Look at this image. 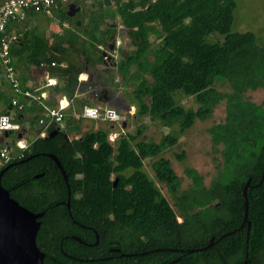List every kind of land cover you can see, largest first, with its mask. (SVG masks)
Masks as SVG:
<instances>
[{"label": "trees", "instance_id": "1", "mask_svg": "<svg viewBox=\"0 0 264 264\" xmlns=\"http://www.w3.org/2000/svg\"><path fill=\"white\" fill-rule=\"evenodd\" d=\"M113 1L112 14H105L100 3L95 9L84 10L77 17L78 25L76 19L58 10L60 22L70 24L73 31L67 34L66 45L52 46L56 54L44 55L45 44L30 31L24 39L18 34L16 50L9 46V54L29 49V63L35 65L52 59L64 61L66 66L55 71L60 80L55 91L70 97L75 89H84V84L76 81L77 74L85 65H99L103 60L101 52L115 41L117 28L106 19L117 15L120 29L132 48H122L125 55L119 54L110 76L102 81L100 92H108L116 74L122 81L137 83L133 102L140 112L147 113L149 120L169 131L158 141L142 140L144 125L139 124L111 143L107 138L111 131L108 125L73 138L61 128L60 137L50 138L54 129L50 126L44 136H38L27 148L14 145V168L1 174L0 185L21 206L41 213L35 244L44 258L47 253L39 242L47 230L45 225L55 214L46 207L53 204L54 198H61L71 206L72 199H77V205L93 218L117 215L121 235L130 242H139L145 231L148 240H157L161 245L170 242L199 249L191 257L194 264L201 259V264L242 262L245 251L249 259L252 256V263L264 264V105L243 96L247 90L264 88V42H258L251 31L231 30L235 0ZM57 8L51 9L50 15ZM30 12L37 13L27 11L26 16ZM150 35L154 37L153 43ZM177 95L192 97L196 108L181 105ZM75 102L80 105L84 100ZM220 102L224 116L207 128L213 159L217 160L215 173L205 185L199 173L185 168L189 183L180 189V180L162 152L175 145L195 119L209 117ZM33 110L39 112L30 104L20 114ZM73 113L66 110L65 127L76 130L79 117ZM40 150L56 157L65 179L52 162L47 169L33 167L30 162L18 164L20 154ZM183 156L181 152L175 158L180 160ZM11 157L5 163L0 161V170L10 163ZM145 160L150 175L143 169ZM40 171H44L43 176L35 177ZM247 180L243 220L241 191ZM157 183L165 188L171 203ZM176 213L183 217L181 224L174 220ZM107 219L90 221L98 238L102 234L113 238L112 229L97 226ZM210 238L211 245L207 246ZM203 247L208 249L202 251Z\"/></svg>", "mask_w": 264, "mask_h": 264}, {"label": "flooded vegetation", "instance_id": "2", "mask_svg": "<svg viewBox=\"0 0 264 264\" xmlns=\"http://www.w3.org/2000/svg\"><path fill=\"white\" fill-rule=\"evenodd\" d=\"M113 43V49L109 51L111 55L110 59L107 60L103 58L99 64L100 66H97L98 71L109 73V70L115 68L116 62L119 60V54H124L120 46L118 47V52L115 55L112 54L115 53V41H113ZM104 50L107 51V48ZM85 67L88 66L85 65ZM130 104H132V101L121 105V112L125 116L130 115L132 112L128 110V105ZM29 127V134L25 132L28 130L27 127L24 129L23 126H21L17 132L22 134L21 137L26 144L25 148L37 141L38 137L39 127L36 122L33 121ZM59 132L61 133L58 128V132L50 138L55 137V135L60 137L61 134ZM10 139L8 136L6 138L1 136L0 143L9 144ZM48 154L51 153L41 150L34 152L29 151L26 155L20 154L17 162L20 161L18 164L30 162L33 167L47 169L49 163L52 162L54 164L50 157H48ZM13 159L14 158L11 157L10 165L5 168L3 172H7L9 169L14 168L15 164ZM40 174L43 176L44 171H40ZM72 200L74 202L73 206H71L69 201H65V199L61 198H54L53 204H47L46 208H48L52 214H55H53V219L50 223L45 225L48 231L45 229L46 231L41 237L42 241L39 242V245H42L41 247L47 253L45 258L43 255L45 264H194L191 257L194 253H197V251L194 250L195 248H182L183 246L180 247L170 242L164 243L162 244L164 246H162L160 243H157V240H148L145 231L142 232L139 242H130L127 239H123L121 235V230L118 228L120 222L118 221L119 217L117 215L110 213L106 216L99 215L97 218H93L95 216L91 217L85 211L86 209L84 210L79 203L77 205V199ZM83 210L85 213H82ZM105 218H108V221H102V223H98L97 226L103 227L104 229H112L113 238L111 235L107 234H102V236L98 238L97 234H95L94 226L91 222L97 223V221H94L95 219L100 220ZM174 220L176 223L181 224L183 222V217L176 213L174 215ZM55 227H59V230H56ZM103 228L102 232H104ZM52 229H55L56 232L52 233ZM91 235L94 236V239L91 238ZM207 249L208 248L202 249V251ZM244 254V260L242 262L233 264H255L251 262L252 256H250L249 259L246 251ZM149 260H151L150 263H148ZM201 263L202 259L198 264Z\"/></svg>", "mask_w": 264, "mask_h": 264}, {"label": "rangeland", "instance_id": "3", "mask_svg": "<svg viewBox=\"0 0 264 264\" xmlns=\"http://www.w3.org/2000/svg\"><path fill=\"white\" fill-rule=\"evenodd\" d=\"M78 3V0H73ZM114 2L113 0H111ZM80 10L77 12V16H71L72 19L78 20L77 17H80L82 13L84 12V9L97 7L100 3H103V0H80ZM113 5L103 6V9H105V12L111 11V8L113 10ZM91 6V7H90ZM65 11V10H64ZM46 20V19H45ZM114 20L116 21V16L113 18L108 19L110 23L113 25ZM50 26H52L53 30L58 31L64 30V27H60V21H58L55 17L48 19ZM65 31L63 33H60V35H63L61 39L65 40L66 36L69 32H71L72 28L70 24H65ZM117 28V27H116ZM231 30L232 31H251L255 34L256 39L258 42H264V0H235V7L232 12V22H231ZM41 30L40 32H42ZM119 41L120 48L129 50L132 48L131 45H129L127 42V37L124 35L123 31L118 28L117 29V36ZM152 35L149 36L150 41L153 43L155 40ZM215 39H219L215 37ZM98 67L100 65H97ZM89 71L93 74V80L92 85H95L96 87L102 85V81L105 80L107 77L110 76V73H104L101 71H98V69H89ZM109 71H112L109 70ZM133 71V69H132ZM114 81L116 86L115 87H109L108 92H106L105 96L107 99H112L111 101H108V103L105 102L104 99H101L100 101H94L95 104L101 105V106H107L112 108H117L115 105L116 103H119L124 99V93L125 91L130 90L132 87L130 81H122L120 76L117 74L114 76ZM149 79V77H146ZM218 89L223 90L225 87L218 86ZM11 96V91L9 90L6 83L0 82V106L2 103L9 100ZM244 98L249 99L257 104L264 105V88H256L254 90H247L244 92ZM85 95L78 96L76 99H85ZM135 101V97L133 98ZM177 99L181 105L184 107L189 108H196V104L193 101L192 97H187L183 95H177ZM147 102V101H146ZM73 105L75 110L79 108V104L73 101ZM128 110L132 111V108L135 111H139L138 107L136 106L135 102H132V104L128 105ZM117 110V109H116ZM140 112V111H139ZM76 116V115H75ZM74 116V117H75ZM224 116V107L223 102L218 103L212 110L209 117L204 119H195L193 124L187 128L180 136L177 141V143L167 149H165L162 152V156L168 158L170 160L171 167L177 177L180 180V189L186 188L187 184L189 183V180L186 178L184 174L185 168H192L197 173H199L202 176L203 183L206 185L211 177L214 175L216 170V164L217 160L213 159L214 153L210 144L209 135L207 133V128L216 122H219L222 120ZM65 120V119H64ZM63 120V129L69 138L78 137L79 135L83 134L84 132L88 130H94L96 128H107L108 124H105L103 122H96L95 120L90 119H78V122L75 123L76 130L73 128L65 127V121ZM135 120V119H134ZM132 120L126 127L125 131L126 133L131 132L135 126L142 124L144 125L143 133L140 135V138L142 140H153L158 141V139L169 131L167 127L161 126L160 123L157 121H151L148 118L147 113H143L142 117H140L138 120ZM35 121L34 119L25 118V120L22 122L25 127H27V131H30L29 125ZM109 126V125H108ZM113 129H116L117 124L113 125ZM15 133L11 132L8 135V138H14ZM25 143V141H22ZM184 153V156L182 159L178 160L175 158L176 154ZM215 157V156H214ZM143 169L150 175L149 173V167H148V161H144ZM157 187L160 189L161 193L167 198L168 202L171 203V199L169 195L166 193L164 187L157 183Z\"/></svg>", "mask_w": 264, "mask_h": 264}, {"label": "built area", "instance_id": "4", "mask_svg": "<svg viewBox=\"0 0 264 264\" xmlns=\"http://www.w3.org/2000/svg\"><path fill=\"white\" fill-rule=\"evenodd\" d=\"M69 1L70 0H0V70L3 80L11 91L9 104L12 109L10 114L0 115V137L5 131L14 132L15 134L19 131L22 124L20 122L21 120H17L16 116L30 104H34L39 109V112L35 115L36 124L39 127L38 136H44L50 126H53V128L63 127L62 123L65 118V112L69 108L67 98L61 96L56 100L54 105L45 104L43 99L46 97V89L54 88L58 85V78L51 73V70L64 67V64H57L55 61H40L37 64V68L41 71V86L33 89L23 87L19 82L9 54V46L11 43L17 41L18 34L13 32L7 33L6 25L9 21L24 20L27 11L50 15L51 9H55L59 5ZM118 44L119 42L116 41L115 46H118ZM82 74L84 75L83 78L81 77ZM76 81L78 84L83 83L84 89L82 91L75 89L72 95H85L86 97L84 102L80 104L78 113L74 115L81 119H90L108 124L112 129L107 136L110 142L115 141V139L120 136L124 137L126 135L125 127L138 115H133L135 110L134 112L132 111L130 115L125 116L121 112V106L116 110L112 107L95 104L94 101H100L105 98V93L102 94L100 92V86L96 87L88 81V74L86 72L78 73ZM122 123H124V126H122ZM114 124H117V130L113 129ZM9 125L17 127H9ZM20 142H22V138L15 139L12 145L0 143L1 163H5L10 159L11 153L14 151V145L16 148L20 149Z\"/></svg>", "mask_w": 264, "mask_h": 264}, {"label": "crops", "instance_id": "5", "mask_svg": "<svg viewBox=\"0 0 264 264\" xmlns=\"http://www.w3.org/2000/svg\"><path fill=\"white\" fill-rule=\"evenodd\" d=\"M108 1H109L108 5L109 6L112 5L113 2L111 0H108ZM70 2H74L76 6H79V10H80V4H78V3H81L80 0H78V3L76 1L70 0L69 2H67L65 4L59 5L58 8L55 11H53L50 16H45V15H42V14H39V13L30 12L26 16V18L24 20H22V21L9 22L7 24V27H6V32L7 33H12L13 32V33H16V34H22V36H23L24 31H27V33L23 36V39H24L26 37V35L28 34V31H30L33 34L39 36L42 39L43 43L45 44L46 48L43 49V54L44 55L56 54V50L53 49L52 46L53 45H59V44L66 45L65 44L66 43L65 42L66 39L65 40L61 39V37L64 38V36L60 35V33H63L65 31V29H66L65 24L67 25L68 23H66V22H62L61 23L60 22L61 23L60 27H64V30H60L61 29L60 28L58 31H56V30L52 29V26H50L48 19L55 17L58 21H60L59 11L65 10V12H66L67 4L70 3ZM108 5H104L103 4V6H108ZM95 8L96 7H92L90 9L87 8V10H92V9H95ZM84 10H86V9H84ZM104 10L105 9H103V12L105 14H108V13L112 14L113 10H114V5H113V10H112V8H111V11H108V12H105ZM77 12H75L73 16H75V14ZM114 16H116V21L114 20V23L116 24L117 29L121 28V24L119 22V18L117 17V15H114ZM108 19H110V18H107L106 20L108 21ZM77 21H78V24H79V19ZM111 25H113V24L111 23ZM41 30H43V31L40 32ZM71 31H73V29ZM116 41H118L117 37L115 38V42ZM16 44H17V42H13V43L10 44L11 50L12 49H14V51L16 50ZM118 47H119V44H118V46L114 47L115 53H112V54L115 55L118 52ZM30 55H31L30 50L29 49H25L21 53H14L13 56H10V60H11V63H12V65H13L15 71H16V74H17V77L19 79L20 84L23 87H25V88L33 89V88H37V87L41 86V84H42V76H41V71L37 68V65L29 63L30 58H32ZM71 58L73 59L74 56L71 55ZM13 61H14V64H13ZM51 61H55V60L52 59ZM46 62H49V61H46ZM56 63L57 64H64V67L66 66V63L64 61L56 62ZM89 67L90 66H88V67L84 66L80 73L86 72L88 74V81L92 83V80H93V76L92 75L93 74L89 71V69H92V70L96 69L97 70V65L95 66V68H92V67L89 68ZM58 68H61V67H58ZM55 71H57V68L52 69L51 73L56 75ZM82 75H81V77H82ZM83 77H84V75H83ZM114 79L115 78H113L112 82L107 87V90L109 89V87H113L114 86V84H115ZM137 81H138V79H137ZM0 82L5 83V81L3 80L2 75H1V70H0ZM136 84L137 83L131 84L132 87L130 88V90L125 91L124 99L122 101H120L119 103H116V105H115L117 107L116 109H119L121 105H123V104H125L127 102H131V101L133 102L134 101L133 98L136 95ZM59 85H60V80L58 79V85L57 86L59 87ZM57 86H55V87H57ZM55 87L54 88H50V89H46V91H45L46 97L43 99L44 103L47 104V105H54L58 98H60L61 96H65V98H67V100L69 102V108L67 110H71V112L73 113L75 111V108H74V105H73V101L76 98H78V96L71 95L70 97H68L63 92L55 91L56 90ZM103 99L105 100L106 103H108V101L112 100V99H107L106 96ZM9 100H10V98H9ZM9 100L4 102V103H2V105L0 106V115L8 114V113L12 112L10 104H9ZM7 106H9V109H7ZM78 110H79V108H78ZM132 111L134 112L133 108H132ZM36 113H34V110L30 111V112H25L24 114H20L19 113L18 116H16V118L19 121L21 120L20 122L22 124V122L25 120V118H29L31 116L35 117ZM143 113H145V112H139L138 115L135 117V120H138L140 117H142ZM22 126L24 127V129H26L24 124H22ZM25 132H26V134H29L28 131H25ZM22 141H24L23 138H22Z\"/></svg>", "mask_w": 264, "mask_h": 264}, {"label": "water", "instance_id": "6", "mask_svg": "<svg viewBox=\"0 0 264 264\" xmlns=\"http://www.w3.org/2000/svg\"><path fill=\"white\" fill-rule=\"evenodd\" d=\"M104 5H108V0H103ZM79 10V6H76L74 2L67 4V10L65 12L66 16L71 17L75 12ZM78 24V21H76ZM27 33L24 31L23 36ZM113 41L108 45L107 51L101 52V56L105 59H110L111 55L108 51L113 49ZM122 53L124 51L122 50ZM125 55V54H123ZM9 109V106H7ZM124 126V123H122ZM49 135L53 136L58 132V128L55 127ZM10 132H3L4 138L8 136ZM22 134L19 132L16 134V138L19 139ZM14 138H11L9 145L14 143ZM48 157L54 162L55 166L62 174L63 179H65V174L56 159L52 154H48ZM20 162V161H19ZM10 164L0 170V176L2 172ZM37 175L35 177H39ZM117 178L114 179L113 185L116 183ZM248 185V180L242 187V197L244 199V213L243 220H245L246 215V201H245V189ZM41 213H33L21 206L16 200L9 196L7 190H5L0 185V264H44L43 263V253L38 249L35 244V235L39 226L37 218ZM246 234L249 229V222H246ZM212 238L209 239L207 246L211 245ZM204 249V247L202 248ZM199 249H195L198 251Z\"/></svg>", "mask_w": 264, "mask_h": 264}, {"label": "clouds", "instance_id": "7", "mask_svg": "<svg viewBox=\"0 0 264 264\" xmlns=\"http://www.w3.org/2000/svg\"><path fill=\"white\" fill-rule=\"evenodd\" d=\"M34 118H35V117H34ZM9 127H17V126L9 125ZM54 128H55V127H54ZM57 128H58V127H57ZM111 130H112V129H111ZM115 130H117V128H116ZM16 134H17V133H16ZM16 134H15L14 139H17V138H16ZM20 138H22V137H20ZM117 139H118V138H117ZM117 139H116V140H117ZM14 141H15V140H14ZM108 141H109V140H108ZM109 142H110V141H109ZM111 143H112V142H111ZM113 143H114V141H113ZM19 147L23 149V148L26 147V144H25L24 142H20V143H19Z\"/></svg>", "mask_w": 264, "mask_h": 264}, {"label": "bare ground", "instance_id": "8", "mask_svg": "<svg viewBox=\"0 0 264 264\" xmlns=\"http://www.w3.org/2000/svg\"><path fill=\"white\" fill-rule=\"evenodd\" d=\"M82 77H83V75H82ZM138 114V111H135L134 113H133V115L135 116V115H137ZM124 115V114H123Z\"/></svg>", "mask_w": 264, "mask_h": 264}]
</instances>
